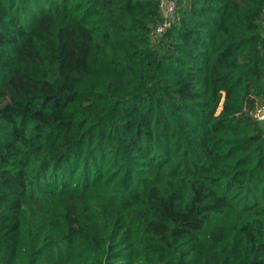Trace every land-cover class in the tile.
Segmentation results:
<instances>
[{"label": "trees", "instance_id": "obj_1", "mask_svg": "<svg viewBox=\"0 0 264 264\" xmlns=\"http://www.w3.org/2000/svg\"><path fill=\"white\" fill-rule=\"evenodd\" d=\"M161 1L0 0V264H264V0Z\"/></svg>", "mask_w": 264, "mask_h": 264}, {"label": "rangeland", "instance_id": "obj_2", "mask_svg": "<svg viewBox=\"0 0 264 264\" xmlns=\"http://www.w3.org/2000/svg\"><path fill=\"white\" fill-rule=\"evenodd\" d=\"M220 105H221V101L219 102L218 109L220 108ZM138 159H143V158L141 157ZM144 164L146 165L144 166L145 170H141V172L143 173L142 174L143 177H148V178L155 177L156 180H160V181L167 179V174H164L162 168L158 166L159 163L155 162V164H149V162H147ZM143 171H148V172H143ZM107 180L108 182L105 184L100 183L96 186H87V188H84V189L83 188L73 189L72 188L73 186H70L68 189L72 190L71 192L79 194L83 199H85L89 203L94 204L95 208H99L98 205L99 206L106 205L107 207H114V208L120 209L121 211L125 212L126 216H133L135 214V212L133 211H135L140 205L139 202H134L129 208H125V209H122L121 207H119L120 205H118V203L121 200V198H120V192L118 191V187L116 184L117 181L112 180L111 175L110 177H108ZM51 189L52 188H49V187H42L40 189V192L46 193V195L40 194L42 202L51 203L50 201H47L46 196L51 197L52 194L59 192V190H51ZM70 190H64L63 194H65L66 192L68 193ZM60 195L59 193H57L56 196L59 197ZM234 214H236V212H233V215ZM114 261H121V260L116 259ZM136 262H138V260ZM136 262H134V264H136ZM118 264H123V263H118Z\"/></svg>", "mask_w": 264, "mask_h": 264}, {"label": "built area", "instance_id": "obj_3", "mask_svg": "<svg viewBox=\"0 0 264 264\" xmlns=\"http://www.w3.org/2000/svg\"><path fill=\"white\" fill-rule=\"evenodd\" d=\"M160 9L164 18L162 24H159L155 30L156 33H161L164 28L171 24L175 19V0H162L160 2ZM252 115L257 120H264V103L259 104L252 111Z\"/></svg>", "mask_w": 264, "mask_h": 264}]
</instances>
